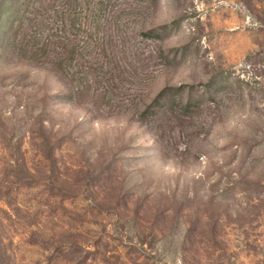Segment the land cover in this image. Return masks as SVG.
Segmentation results:
<instances>
[{"label":"rangeland","instance_id":"374dc122","mask_svg":"<svg viewBox=\"0 0 264 264\" xmlns=\"http://www.w3.org/2000/svg\"><path fill=\"white\" fill-rule=\"evenodd\" d=\"M113 1L77 95L0 0V264H264V0Z\"/></svg>","mask_w":264,"mask_h":264},{"label":"trees","instance_id":"16d2710c","mask_svg":"<svg viewBox=\"0 0 264 264\" xmlns=\"http://www.w3.org/2000/svg\"><path fill=\"white\" fill-rule=\"evenodd\" d=\"M12 1L11 13L9 15L10 24L7 30V42H9L10 45V41H12L10 35L15 24L17 30L23 28L24 33L20 44L24 57L27 56L30 59L46 63L48 68L53 70L61 78L63 77V79L67 76L70 77L71 73L76 74L74 75L75 77L79 75L82 80L80 79L79 85L75 88V93H77V95L84 94L91 90V84L89 83L90 79H88L90 68L94 70L93 77L95 80H100L99 77L103 74L114 76L112 70H106L101 74V69L104 64L103 61H98L93 63V65H88L86 63L88 61V50H83L85 47H81V39L76 36L77 30L81 29V24H78V16H71L72 10H69L71 1L73 0H61V2H56V0H40L41 11L38 16L27 14V11L36 5L35 0ZM98 1L99 2L96 4H91V0L90 2L74 0L76 5L74 9L77 8V5L80 7L86 4L85 8L88 10H86L87 13L84 15V18L89 24L85 34L86 40L88 44H90L93 41L94 35L101 30L103 32L102 44L96 39L95 47H99L100 54L104 53V56L109 58V56L106 55L107 52H110L112 48L124 39L121 38L120 40L114 41L111 37L113 33L111 31L123 30L121 18L125 10L123 8H117L116 2L113 0ZM109 4L110 7L108 6ZM21 12L22 15H19ZM49 12L53 16L50 24L46 23L43 18L45 13ZM17 19H19V22H16ZM53 21H61L63 24L61 27H59V25H51ZM70 28L72 29L70 30ZM45 32L46 35H43ZM148 33V30L143 31L144 35H148ZM16 45L15 43L14 46ZM107 58H105V60ZM76 66L78 67L77 73L75 72ZM71 70L72 72H70ZM75 77L72 76L71 78L75 80ZM142 114L144 115L145 111H143Z\"/></svg>","mask_w":264,"mask_h":264}]
</instances>
